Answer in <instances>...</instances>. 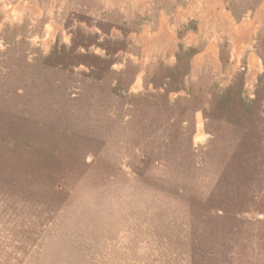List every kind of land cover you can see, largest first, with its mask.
<instances>
[{"label":"rangeland","instance_id":"1","mask_svg":"<svg viewBox=\"0 0 264 264\" xmlns=\"http://www.w3.org/2000/svg\"><path fill=\"white\" fill-rule=\"evenodd\" d=\"M113 5L0 0V264H264V25L144 65Z\"/></svg>","mask_w":264,"mask_h":264},{"label":"crops","instance_id":"2","mask_svg":"<svg viewBox=\"0 0 264 264\" xmlns=\"http://www.w3.org/2000/svg\"><path fill=\"white\" fill-rule=\"evenodd\" d=\"M110 1L114 4L112 7L123 10L117 12L120 16L128 13L140 17L137 30L127 36L140 53V63L144 65L151 60L176 62L178 45L183 43L194 47L202 45L195 51L191 62L192 70H197L220 54L221 37H226L225 34L234 43L233 52L247 53L249 59L256 58L251 39L255 30L264 25V0H245L248 7L241 8L239 16L235 10L239 8L240 0ZM68 2L57 0V41L60 43L68 42L72 32L81 27L77 22L67 24L63 13ZM107 7H110L108 3ZM191 21L198 22L196 28L188 27Z\"/></svg>","mask_w":264,"mask_h":264},{"label":"trees","instance_id":"3","mask_svg":"<svg viewBox=\"0 0 264 264\" xmlns=\"http://www.w3.org/2000/svg\"><path fill=\"white\" fill-rule=\"evenodd\" d=\"M235 11H238V10H235ZM236 15L237 16H239L240 14H237V12H236ZM135 27H136V25H135ZM134 27V28H135ZM192 54H194V53H192ZM58 56V55H57ZM65 56H66V54H63L62 55V58H63V66H62V68H64V69H66L67 67H68V65H69V62H67V61H65ZM72 57H74V56H72ZM78 59L79 60H81L79 57H78ZM226 97V96H225ZM228 98V97H227ZM220 99L222 100V97H220ZM242 101H244V99H242L241 98V102ZM211 102L213 103V102H216V101H213V100H208L207 99V101L205 102V104H208L209 103V106H210V104H211ZM225 102H226V99H225ZM228 102V101H227ZM259 102V100L258 99H256L255 101H253V103H258ZM150 109V108H149ZM218 119H220V120H223L224 122H226V123H228V124H233V120H234V117H232V114H231V112H227L222 118H220V117H218ZM222 121V122H223ZM3 126L4 127H6L7 126V123L6 122H4V121H0V138H4V140L2 141V142H4V143H7V139L8 138H10L11 139V134L10 133H8L7 131H2V130H5L4 128H3ZM256 129V128H255ZM258 130V129H257ZM259 131H261V130H259ZM221 134V132H219V133H217V135H219V137L221 136L220 135ZM242 137H246V134L245 133H243L242 134ZM26 140H24V139H22V142H20V143H24ZM259 141V140H258ZM8 143H9V140H8ZM252 143H253V141H252Z\"/></svg>","mask_w":264,"mask_h":264}]
</instances>
